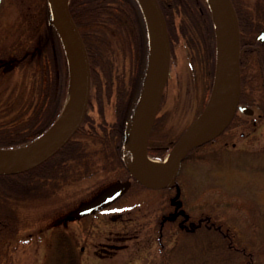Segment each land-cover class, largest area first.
I'll list each match as a JSON object with an SVG mask.
<instances>
[{"label":"trees","instance_id":"1","mask_svg":"<svg viewBox=\"0 0 264 264\" xmlns=\"http://www.w3.org/2000/svg\"><path fill=\"white\" fill-rule=\"evenodd\" d=\"M158 1L166 19L172 55L176 56L178 45L184 46L191 73L195 76L201 65L210 75L211 85L218 49L210 1ZM44 2L48 23L42 26L35 21L28 33L14 37L9 29L6 42L0 36L1 149L26 145L48 131L63 111L71 91V57L56 12L50 0ZM233 2L242 44L240 102L256 106L258 120L264 118V42L257 38L264 29V9L250 6L246 0ZM69 8L90 62L91 89L85 116L70 139L47 159L23 171L0 173V217L3 214L6 220L11 216L9 199L47 198L99 174L114 175L117 180L132 179L133 185L145 188L133 176L127 155L151 64V33L143 1L69 0ZM165 101L166 93L148 142L149 154L157 158H165L188 127L177 131L176 119L169 124L173 116L164 109ZM238 118L236 114L230 125ZM159 147L163 151H156ZM173 187L180 204H174L176 198L170 195V210L162 218L189 232L200 227L214 229L233 254L253 259V253L235 245L212 214L195 216L185 209L183 187L178 179ZM66 250L74 252L72 246ZM63 251L59 254L61 263L66 262L62 261Z\"/></svg>","mask_w":264,"mask_h":264},{"label":"rangeland","instance_id":"2","mask_svg":"<svg viewBox=\"0 0 264 264\" xmlns=\"http://www.w3.org/2000/svg\"><path fill=\"white\" fill-rule=\"evenodd\" d=\"M44 1L3 0L1 40L8 41L6 35L10 30H13L12 37L20 36L28 33L35 21L42 26L48 23ZM246 1L252 7L264 9V0ZM229 38V67L220 72L217 30V66L211 85L210 75L201 65L195 76L191 73L184 46L176 47L175 57L171 53L163 96L166 93L164 109L173 116L169 124L176 119L177 131L184 126L190 131L206 104L214 106L220 100L229 108L234 91ZM68 49L70 52L71 47ZM77 57L79 60L78 52ZM159 61L136 126L147 115L162 69V49ZM79 66L80 73L73 57L70 96L76 88L74 115L83 83L80 60ZM250 105L252 115L238 111V120L216 140L193 149L183 158L177 179L183 187L185 209L195 216L212 214L235 245L253 253L252 260L233 254L214 229L200 227L189 232L162 218L171 207L168 198L171 190L134 185L115 202L96 212L69 219L70 213L84 202L93 201L118 182L114 175L99 174L68 185L47 198L7 200L11 216L8 220L3 214L0 217V264H264V118L256 120L259 109ZM178 144L166 153L165 161L173 157ZM162 149L159 147L156 151ZM67 246L75 251L69 253ZM61 250H64L62 261H66L62 263Z\"/></svg>","mask_w":264,"mask_h":264},{"label":"water","instance_id":"3","mask_svg":"<svg viewBox=\"0 0 264 264\" xmlns=\"http://www.w3.org/2000/svg\"><path fill=\"white\" fill-rule=\"evenodd\" d=\"M143 2L145 3L149 19L151 13L152 18L154 20V25L157 29V33L159 32L158 39L162 49V69L155 83L154 93L152 95L147 115L141 127L140 136L138 137V139H135L134 136L131 140L129 148V159L132 171L140 182L152 188H162L170 186L175 182L176 175L181 166V161L189 150H191L195 146L209 142L215 137H217L219 134H221L231 122L238 107L243 110H248V108H245L241 105L239 106L241 95L240 29L238 16L233 1L221 0L228 18L229 36L231 37V61L233 70L234 91L229 108L224 119L216 127V129H214L212 132L201 134L200 131L202 121L213 108L212 103H210L209 106H206L204 111L201 113L200 117L195 122L194 130H190L188 132L186 131L187 133L185 132V134L180 139L181 141L179 140L180 143H177L178 146H176L174 155L166 162L164 171L161 173H155L149 168H147V166L143 163L142 156L144 153L146 154L147 152V144L150 131L159 108L162 92L165 86V81L169 72L171 53L166 20L158 0H143ZM51 3L54 7V10L56 11V14L63 28V24L67 26L74 46L77 49L79 60L81 62L83 83L79 97L78 108L67 128L49 147H47L38 155L24 162L10 165H0V173H14L22 171L47 159L49 156L54 154L62 145H64L69 140V138L76 132V130L81 125L85 115V110L90 94L91 82L90 64L87 50L80 34V31L71 15L68 1L64 2L62 0H51ZM130 183V180L126 182H118L115 186L107 190L103 195H101L92 203H86L78 210L74 211L69 218L81 216L90 211H94L99 206L107 204L108 202L112 201L114 198L119 196L130 185Z\"/></svg>","mask_w":264,"mask_h":264},{"label":"bare ground","instance_id":"4","mask_svg":"<svg viewBox=\"0 0 264 264\" xmlns=\"http://www.w3.org/2000/svg\"><path fill=\"white\" fill-rule=\"evenodd\" d=\"M64 2H67L68 0H62ZM215 15L217 17V26H218V36H219V70H221L224 67H229V24H228V18L224 10V6L221 2V0H211ZM150 13V12H149ZM150 21L152 25V38H153V59H152V66H151V75H150V83H149V89L147 91L148 93L151 91V87L153 85L154 79L151 78L154 71L155 66L160 63V55H161V45L158 39V33L157 29L154 25V20L152 18V15L150 13ZM64 29L67 34V38L76 62V67L78 70V73H80V66H79V60L77 57L76 48L74 46V43L72 41V38L69 34V31L67 29V26L65 24ZM231 80V77H230ZM146 95V97H147ZM148 99V97H147ZM76 88H74L73 93L71 94L70 98L68 99L67 105L58 119V121L54 124V126L47 131L43 136H41L38 140L35 142L12 149H6V150H0V165H10V164H17L24 162L28 159H31L32 157L38 155L42 151H44L47 147H49L61 134L62 132L67 128L69 123L71 122L74 111L76 108ZM228 110V104H225L224 102L218 100L211 111L207 114V116L203 119L202 125H201V134L212 132L216 127L221 123V121L224 119L226 113ZM144 118H141L139 123L136 126L134 136L135 139H138L140 136L141 127L143 124ZM194 130V126H192V129ZM169 159V158H168ZM143 163L149 168L151 171L155 173H161L165 169V161H161L159 159L149 157L147 154H143L142 156ZM174 204H180V199L176 198L173 201Z\"/></svg>","mask_w":264,"mask_h":264},{"label":"flooded vegetation","instance_id":"5","mask_svg":"<svg viewBox=\"0 0 264 264\" xmlns=\"http://www.w3.org/2000/svg\"><path fill=\"white\" fill-rule=\"evenodd\" d=\"M101 208H103V207H100V208H98L97 210H99V209H101ZM97 210H95L94 212H96ZM94 212H91V213H94ZM91 213H89V214H87V215H90ZM87 215H84V216H87ZM82 217V216H81ZM73 250H75V248H73Z\"/></svg>","mask_w":264,"mask_h":264}]
</instances>
